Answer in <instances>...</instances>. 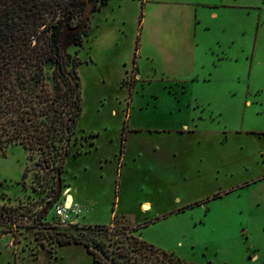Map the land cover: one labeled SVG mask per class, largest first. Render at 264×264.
I'll return each instance as SVG.
<instances>
[{
    "label": "rangeland",
    "instance_id": "rangeland-1",
    "mask_svg": "<svg viewBox=\"0 0 264 264\" xmlns=\"http://www.w3.org/2000/svg\"><path fill=\"white\" fill-rule=\"evenodd\" d=\"M177 1L104 0L61 37L80 111L53 205L67 206L68 188L78 223L58 226L52 207L36 221L54 196V172L8 146L0 154V233L8 232L0 264H94L82 246L57 242L70 234L90 244L82 228L113 219L184 264H264V46L251 64L244 55L259 13L264 41V0L224 16L243 32L242 52H230L237 64L217 60L214 26L194 37L191 61L171 60L182 46L172 31L185 20Z\"/></svg>",
    "mask_w": 264,
    "mask_h": 264
},
{
    "label": "trees",
    "instance_id": "trees-1",
    "mask_svg": "<svg viewBox=\"0 0 264 264\" xmlns=\"http://www.w3.org/2000/svg\"><path fill=\"white\" fill-rule=\"evenodd\" d=\"M72 3L0 0V154L18 145L37 154L42 168L49 166L55 176L70 153L73 124L80 111L78 80L56 41L58 17L64 18ZM44 209L36 221L42 220ZM5 211L0 206V227ZM82 229L94 236L90 244L63 234L57 246L80 245L94 264H184L139 241L131 235L134 229L114 219L108 226Z\"/></svg>",
    "mask_w": 264,
    "mask_h": 264
},
{
    "label": "crops",
    "instance_id": "crops-1",
    "mask_svg": "<svg viewBox=\"0 0 264 264\" xmlns=\"http://www.w3.org/2000/svg\"><path fill=\"white\" fill-rule=\"evenodd\" d=\"M255 1L256 0H179L175 2L178 6H181L180 8L182 9V12H185V20L183 19V22L180 23V26H174L175 31H172L174 33L179 32L178 36L182 35V37L180 36V38L178 39L179 41H182L180 43L182 44V46H179V48L175 47L174 52L168 54L171 60L174 59L176 61H181L188 59L191 61L195 45L193 42L194 37L200 35L199 33H201L202 31L203 33L201 34L207 36L209 33V29H211V26H214V33L219 34L220 36L218 38H221V41H223L221 42L218 38H216L214 42V44L219 48L218 50L221 54V56L217 60H224L225 62L231 60V62L233 61L232 63L237 64V57L235 55H231L230 52L231 50H236L235 54L237 56L239 52H242L243 49L240 43V39L241 35H243V32H241V28L236 27L234 21H232V19L230 18L235 16V14L241 9H259L257 8ZM226 14L227 16H231L228 17V23L224 21L226 20L224 17L226 16ZM262 19L263 17L260 16L259 13V15L257 16V24L253 29V33L249 35L250 37H246L247 51H245L244 55L246 56L247 54H249L250 64L257 56L259 47L264 46V41L262 38L263 34L261 33L263 30V28L261 29V25L263 24ZM198 26H201V28L199 29ZM188 45L190 47V50H188L187 48ZM211 54H213L212 51ZM255 62L258 61L256 60ZM211 63L212 65H214V61ZM180 71L184 72L186 75H190L191 68L188 69L181 67ZM249 72L250 68L248 69V73ZM133 75V77L135 78L136 75ZM65 189L68 190V188ZM66 195L69 197L70 204L76 205V207L78 208L77 204L74 202L73 197L70 195L69 190Z\"/></svg>",
    "mask_w": 264,
    "mask_h": 264
},
{
    "label": "flooded vegetation",
    "instance_id": "flooded-vegetation-1",
    "mask_svg": "<svg viewBox=\"0 0 264 264\" xmlns=\"http://www.w3.org/2000/svg\"><path fill=\"white\" fill-rule=\"evenodd\" d=\"M104 0H73V3L69 9V11L67 12V14L70 12L71 8L73 7V5H75V7L73 8V10L70 12V15L68 17L67 20H65V17L62 18L59 22H58V32H57V43L60 45V39L61 37H65L69 34H73L70 30H71V18L73 16V14L76 12L77 8L79 6H81V15H80V19L81 16L83 14L84 8H85V3L88 4L89 6V12L87 13V17L91 12H95L98 10L97 6L101 3H103ZM66 14V15H67ZM86 17V19H87ZM59 37V38H58Z\"/></svg>",
    "mask_w": 264,
    "mask_h": 264
},
{
    "label": "built area",
    "instance_id": "built-area-1",
    "mask_svg": "<svg viewBox=\"0 0 264 264\" xmlns=\"http://www.w3.org/2000/svg\"><path fill=\"white\" fill-rule=\"evenodd\" d=\"M79 211L76 205H53L51 208V218L60 227H73L77 225Z\"/></svg>",
    "mask_w": 264,
    "mask_h": 264
},
{
    "label": "water",
    "instance_id": "water-1",
    "mask_svg": "<svg viewBox=\"0 0 264 264\" xmlns=\"http://www.w3.org/2000/svg\"><path fill=\"white\" fill-rule=\"evenodd\" d=\"M74 7H75V5H73L70 12L73 10ZM70 12L66 15L65 20L68 19ZM88 12H89V6H88V4L85 3V8H84L83 14L81 16L80 22L78 23V25L76 27L71 28V30H70L72 33H76L79 29H81L84 26ZM60 193H61V191H60V178H59V173H56V176H55V193H54L52 200L48 203L47 207L43 210V213L48 208H50L53 204H55V202L58 200V198L60 196Z\"/></svg>",
    "mask_w": 264,
    "mask_h": 264
},
{
    "label": "bare ground",
    "instance_id": "bare-ground-1",
    "mask_svg": "<svg viewBox=\"0 0 264 264\" xmlns=\"http://www.w3.org/2000/svg\"><path fill=\"white\" fill-rule=\"evenodd\" d=\"M68 192V190L66 189L64 192H63V197L64 196H67L66 193ZM68 197V196H67ZM70 204V200H69V197L66 199V205L68 206ZM143 209L144 210H147L148 209V206H143Z\"/></svg>",
    "mask_w": 264,
    "mask_h": 264
}]
</instances>
